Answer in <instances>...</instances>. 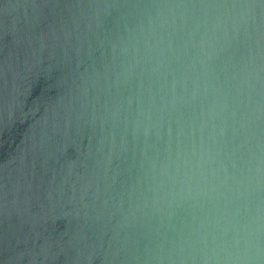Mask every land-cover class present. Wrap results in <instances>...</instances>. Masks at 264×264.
<instances>
[{"label":"water","instance_id":"1","mask_svg":"<svg viewBox=\"0 0 264 264\" xmlns=\"http://www.w3.org/2000/svg\"><path fill=\"white\" fill-rule=\"evenodd\" d=\"M0 264H264V0H0Z\"/></svg>","mask_w":264,"mask_h":264}]
</instances>
